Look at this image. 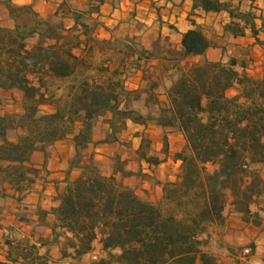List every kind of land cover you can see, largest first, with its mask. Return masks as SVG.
<instances>
[{
	"label": "trees",
	"instance_id": "16d2710c",
	"mask_svg": "<svg viewBox=\"0 0 264 264\" xmlns=\"http://www.w3.org/2000/svg\"><path fill=\"white\" fill-rule=\"evenodd\" d=\"M119 1L86 0L78 9L64 0L44 17L33 4L0 0L11 22L4 26L0 19V90L19 94L22 102L20 112L0 114V198L22 201L44 178L51 148L66 142V179L56 185L51 209L37 211L39 228L50 231L40 232L41 247L57 246L69 264L96 253L90 264H224L214 248L238 257L224 239L232 215L264 226V77H252L247 60L226 61V47L195 20L179 48L162 37L150 48L131 36L100 38L102 7ZM193 2L194 11L229 14L224 36L245 37L249 30L260 41L264 17L232 1ZM220 48L222 59L208 58ZM134 72L142 74V85L131 89ZM130 126L143 130L124 140ZM150 126L162 131L165 155L169 131L185 141L175 154L178 179L164 186L160 202L125 183L143 173V163L160 167L165 161L152 154ZM134 139L138 172L119 152L131 149ZM98 145L116 147L110 175L90 152ZM37 155L44 157L43 168ZM17 217L31 222L26 213ZM6 243L7 260L0 264H49L36 244Z\"/></svg>",
	"mask_w": 264,
	"mask_h": 264
},
{
	"label": "crops",
	"instance_id": "0c3cea01",
	"mask_svg": "<svg viewBox=\"0 0 264 264\" xmlns=\"http://www.w3.org/2000/svg\"><path fill=\"white\" fill-rule=\"evenodd\" d=\"M16 4L19 5H30L33 4L36 11H38L42 16L44 17H51L53 16L61 7L64 0H56L58 1V5H56V8L53 10L52 13L46 14L42 13L39 10V6L42 4L40 3L41 0H13ZM80 1V0H79ZM85 1L86 0H81ZM222 1H232L234 5L242 6V5H249V6H257L260 8V13L258 14V17H260V14L262 11L264 12V1L260 0L257 1L254 5H252L250 0L244 1L240 3V0H222ZM144 2H141V0H120L115 6L112 2H107L102 7V14L99 17V21L101 22L100 27L97 29V34L101 33L104 30H107L109 26L116 24L119 25L120 23L124 21H128L130 19L139 20V16H141L142 11L146 8L145 5H143ZM43 5V4H42ZM158 7L157 12H162L160 10V7H165L166 10L163 11L167 13L166 20H171L169 22L170 26V33L176 34L177 40V48L180 47L182 35L193 29V20L196 21L198 25H200L205 31L210 30L213 31L214 28H217L218 21L224 20L223 24L220 25L222 27V37L224 36V27L227 23L230 22V16L228 13H210L205 14L200 10H193L194 2L193 0H160V4H156ZM3 16H5L3 18ZM197 16V17H196ZM0 19L1 23L4 26H11V22L8 21V14L7 11H5L2 7H0ZM159 20L165 21V19L161 18V16L158 17ZM212 20L211 22L209 20ZM8 21L7 24H4V21ZM213 21H215L213 23ZM134 22V21H132ZM175 22H178L177 24H174ZM258 28H261L262 22L261 20L257 21ZM121 26L124 27V24H121ZM126 26H129L128 24ZM121 27V28H123ZM175 28V29H172ZM102 28V29H101ZM103 30V31H102ZM161 32V30H160ZM158 32L156 37H162L163 32ZM207 32V31H206ZM115 33L109 32L108 35H105L103 39H111L114 38L112 35ZM171 34H167L166 36H171ZM128 32L123 36H128ZM139 35V34H136ZM102 37V36H99ZM116 37V36H115ZM117 38V37H116ZM249 36L246 37H234V36H225V40L227 42H240L249 40ZM155 40V39H154ZM153 41V40H152ZM226 42V43H227ZM225 43V44H226ZM224 44L223 47H226ZM222 47V46H221ZM228 49V47L226 48ZM217 55L218 58H210V55ZM223 51L222 49H215L211 50L208 53V58L212 60H220L222 59ZM248 73L256 78L259 79L260 77L264 76V71L261 72L259 68H256V65L250 66V69L248 70ZM262 73V74H261ZM236 91V90H235ZM0 92H2L0 90ZM3 93V92H2ZM135 127V126H130ZM153 127L158 130L159 128L155 126H150L147 129L148 130ZM137 130L135 131H142L143 129L140 127H135ZM129 131V130H128ZM124 132L122 135V138H128V140H133V134L130 135V132ZM161 131V130H160ZM162 132V131H161ZM169 132H176V131H169ZM179 134L178 132H176ZM181 136V134H179ZM182 137V136H181ZM101 138H96V140H100ZM183 143L185 144V141L183 139ZM134 144H136V149L139 145V140L134 139ZM62 146L69 147L68 143L66 142H58L51 148V155L49 157V160L44 168L45 175L44 178L37 182L34 189L22 197V201H18L17 199L12 198L13 201V208L10 209V212L7 214L0 213L1 220H2V228L0 229V261L5 262L7 260V255L9 252L10 247L7 245V240L13 242L16 244H21L24 246H31L33 244H36L38 246V253L41 256H46L49 264H69V262L61 260L60 256V250L57 246H47V247H41L40 246V232L44 236L50 235L49 230H43L40 229L38 226V216L37 211L42 208L44 210H50L53 205V198L56 194V185L60 183V185L63 184V182L66 179L67 172H68V162L69 159L65 158L63 156V152L53 151V149H58ZM100 146H102L106 150H115L116 147L114 145H98L95 147L96 152H98ZM68 149V150H67ZM66 149V153L69 151L70 147ZM166 159V158H162ZM35 162L40 168L44 167V157L42 155H37L35 157ZM144 164V163H143ZM177 164H179L177 162ZM164 163L161 165L163 166ZM180 165V164H179ZM160 166V167H161ZM149 167V166H148ZM160 167H149L150 169L154 168H160ZM75 174V172H73ZM26 213L28 215V218L31 220L30 223H22L18 220V214ZM232 217H235L232 215ZM235 220L237 218L235 217ZM228 233L224 232V239L227 244L230 246H233L238 251L237 255L238 257H234L233 255L227 254V259H223L222 261L224 264H264V226L263 227H254L252 225L242 224V223H230V226L227 230ZM241 236V238H244L242 240L238 239V236ZM245 239H248V242L245 243ZM245 250V248H251L252 253L251 255L245 257L243 256V253L239 250L241 249ZM98 253L94 255H89L87 258H91L92 260L97 258ZM83 264V263H82Z\"/></svg>",
	"mask_w": 264,
	"mask_h": 264
},
{
	"label": "rangeland",
	"instance_id": "374dc122",
	"mask_svg": "<svg viewBox=\"0 0 264 264\" xmlns=\"http://www.w3.org/2000/svg\"><path fill=\"white\" fill-rule=\"evenodd\" d=\"M141 2H144L143 5L146 6V8L142 11L141 16H139V20L130 19L128 21H124L120 23L119 25L113 24L107 28V30H102L101 33H98V36H102L100 38L103 39L105 35H108L109 32H113L115 34L112 35L114 38H124L123 36L128 32V36L135 37L137 39V42L140 43L141 46L150 48L152 44V40L156 39V35L158 32L162 33V38L167 40L166 42H169L174 47H177V38L176 34L170 33V26L169 22L171 21L166 20L167 13L163 12L166 10L165 7H160V10H162L161 14L160 12H157L158 7L156 4H160V0H141ZM42 3L39 6V10L42 13H52L53 10L56 8V5H58V1L56 0H41ZM71 6H74L75 8H83L86 4L85 1H79V0H71L70 2ZM237 6V5H235ZM241 11L243 12H253L258 16L260 13V8L257 6H249V5H242L240 6ZM49 12V13H48ZM161 16V18L165 19L159 20L158 17ZM5 16H3L4 18ZM197 17V16H196ZM260 17H264V12L260 14ZM134 21V22H132ZM212 21L211 19L209 20ZM224 20L218 21L217 28H214L213 31H207V33L220 45V47L224 46V44L227 42L225 40V36L222 37V27L220 25L223 24ZM8 21H4L5 25ZM215 21H213L214 23ZM121 24H124V27L121 26ZM129 26H126V25ZM174 24L178 25V22H175ZM228 24V23H227ZM226 24V25H227ZM225 25V26H226ZM123 27V28H121ZM102 29V28H101ZM225 29V27H224ZM204 30V29H203ZM205 31V30H204ZM160 32V33H161ZM139 34V35H136ZM167 34H171V36H166ZM116 36V37H115ZM249 36V40L240 41V42H227L226 48L227 49V57L225 60L227 61L228 57H236L240 60H247L250 64V66L256 65V68H259L262 71H264V32L260 33V41H257L253 36L252 33L248 30L247 35ZM245 36V37H246ZM218 58L217 55H210V58ZM200 59H194L193 61H199ZM152 67V66H151ZM153 69V67H152ZM154 71V70H153ZM262 74V73H261ZM142 74L139 72H134L129 76L128 79V85L131 89L140 88L142 85L141 81ZM264 76L260 77L263 78ZM259 78V79H260ZM232 96L237 94V91L232 90L230 93ZM138 108H141V105H137ZM22 110V102L21 97L19 94H10V93H2L0 92V114L5 113H11V112H20ZM137 130L135 127H130L129 131L130 135L133 134ZM148 135L152 140V154L159 155L161 158H166L164 161V165L160 168H154L150 169L147 164H142V172L141 174H138L132 178L126 179L125 183L126 185L132 187L138 195H140L142 198L150 200L152 202H160L163 196V188L164 186L169 182H175L178 179V176L180 174V165L177 164L175 161V154L177 152H180L184 148L183 143V137L179 136L176 132H168V155L164 154L163 149V136L162 132L156 128L151 127L148 130ZM98 139L101 138L100 136L97 137ZM124 140H128V138H124ZM69 147H60L57 149H53V151L63 152V156L67 159L70 158L71 150L66 153V149ZM136 149V144H133V147L131 149L128 148H122L119 150V152L122 154L124 158L129 159V165L128 168L138 172L140 167L139 164L135 162L134 158V151ZM68 150V149H67ZM95 147H92L90 149V152H94L95 157L97 161L100 163L101 170L105 173L110 175L111 174V168H110V158L113 154H115V150H106L102 146H100L98 152L94 151ZM262 174L264 176V167L261 169ZM79 175L78 172H75V174L72 175L73 178H76ZM62 187V186H61ZM13 208V201L11 198H0V213L7 214L10 212V209ZM229 223H239L238 220H235V217H230ZM225 233H228V231H224ZM238 239L242 240L244 238H241L239 235L237 237ZM248 242V239H245V243ZM251 248H245V250ZM245 250L243 252V256L247 257L251 255L245 254ZM214 251L220 256L221 260L227 259V251L223 250L220 251L217 248H214ZM92 262L91 258H86V260L83 262V264H90Z\"/></svg>",
	"mask_w": 264,
	"mask_h": 264
},
{
	"label": "built area",
	"instance_id": "2783aa9c",
	"mask_svg": "<svg viewBox=\"0 0 264 264\" xmlns=\"http://www.w3.org/2000/svg\"><path fill=\"white\" fill-rule=\"evenodd\" d=\"M251 253L250 249L245 250V254L249 255Z\"/></svg>",
	"mask_w": 264,
	"mask_h": 264
}]
</instances>
